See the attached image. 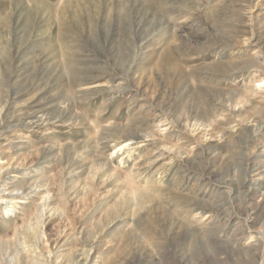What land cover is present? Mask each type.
Listing matches in <instances>:
<instances>
[{
  "label": "rangeland",
  "instance_id": "374dc122",
  "mask_svg": "<svg viewBox=\"0 0 264 264\" xmlns=\"http://www.w3.org/2000/svg\"><path fill=\"white\" fill-rule=\"evenodd\" d=\"M0 264H264V0H0Z\"/></svg>",
  "mask_w": 264,
  "mask_h": 264
},
{
  "label": "bare ground",
  "instance_id": "6f19581e",
  "mask_svg": "<svg viewBox=\"0 0 264 264\" xmlns=\"http://www.w3.org/2000/svg\"><path fill=\"white\" fill-rule=\"evenodd\" d=\"M254 185V182L252 183ZM29 220V219H28Z\"/></svg>",
  "mask_w": 264,
  "mask_h": 264
}]
</instances>
